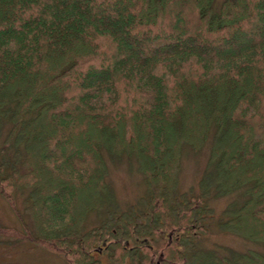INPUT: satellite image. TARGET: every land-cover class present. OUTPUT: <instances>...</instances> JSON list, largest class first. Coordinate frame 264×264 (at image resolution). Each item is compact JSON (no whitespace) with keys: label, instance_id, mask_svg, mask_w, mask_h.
Here are the masks:
<instances>
[{"label":"trees","instance_id":"16d2710c","mask_svg":"<svg viewBox=\"0 0 264 264\" xmlns=\"http://www.w3.org/2000/svg\"><path fill=\"white\" fill-rule=\"evenodd\" d=\"M205 143L178 190L182 147ZM104 154L136 160L139 204L112 205ZM236 189L216 226L264 243V0H0V196L20 220L0 239L70 264L101 244L113 264H264L198 246Z\"/></svg>","mask_w":264,"mask_h":264},{"label":"rangeland","instance_id":"374dc122","mask_svg":"<svg viewBox=\"0 0 264 264\" xmlns=\"http://www.w3.org/2000/svg\"><path fill=\"white\" fill-rule=\"evenodd\" d=\"M221 0H215L218 7ZM209 144L205 143L201 148L193 150L187 145L182 147L178 181V190L184 191L196 187L197 181L201 177L208 158ZM105 155V154H104ZM107 175L106 181L110 188L111 203L118 209H128L137 205L139 198L144 194L145 185L142 172L134 158L127 155L110 158L105 155ZM17 197V206L24 212L23 197ZM243 199V190L236 189L226 194H222L209 199V206L212 208L213 217L206 219L208 229L198 239V246L211 248L219 254L227 253L229 250L258 249L264 251V243L249 239H244L238 235L223 231L216 226L215 220L229 203H238ZM109 202V203H110ZM108 204V203H107ZM106 204V205H107ZM109 205V204H108ZM101 216H105V211H101ZM97 211L87 214L85 225L90 228L99 221ZM27 218V216H24ZM0 225L20 227V220L13 213L6 201L0 196ZM104 246V245H99ZM99 247L95 251V257L100 264H113L104 248ZM132 258L126 257L124 264H132ZM0 264H70L64 256L41 245H36L28 240L0 239ZM153 264H159L158 258H153Z\"/></svg>","mask_w":264,"mask_h":264}]
</instances>
